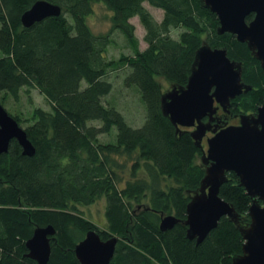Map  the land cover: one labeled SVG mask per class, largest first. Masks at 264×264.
Segmentation results:
<instances>
[{"label":"trees","instance_id":"16d2710c","mask_svg":"<svg viewBox=\"0 0 264 264\" xmlns=\"http://www.w3.org/2000/svg\"><path fill=\"white\" fill-rule=\"evenodd\" d=\"M39 1L61 7L62 14L25 28L23 15ZM98 3L112 13L107 35L95 34L88 23ZM145 3L164 12L160 24ZM135 17L147 31L145 51L130 22ZM219 27L201 0H0V93L18 100L37 89L50 104V110L34 109L23 128L35 155L24 156L12 141L0 156V264H37L27 257L26 243L36 228L48 226L56 230L48 264H80L75 248L91 231L103 241L118 239L110 264H232L242 254L239 228L250 226L253 200L234 173L220 197L234 208L236 223L224 217L201 244L188 239L187 208L206 176L205 146L197 147L194 130L178 129L161 109L160 80L186 87L196 53L207 45L226 50L251 87L227 111L219 109L214 128L257 114L264 101L261 64ZM115 32L126 38L131 57L108 58ZM124 67L123 84L135 88L145 106L141 127L107 101L114 90L110 73ZM12 117L22 128L23 119ZM101 136L112 141L103 143ZM103 199L106 224L100 228L80 207ZM167 216L179 223L163 232Z\"/></svg>","mask_w":264,"mask_h":264},{"label":"water","instance_id":"95a60500","mask_svg":"<svg viewBox=\"0 0 264 264\" xmlns=\"http://www.w3.org/2000/svg\"><path fill=\"white\" fill-rule=\"evenodd\" d=\"M220 23L219 34H232L246 44L264 71V0H201ZM61 7L39 1L22 17L25 28L51 17H59ZM253 15L251 22L247 19ZM251 90L242 82V66L228 58L226 50H213L204 45L197 53L186 87H173L161 100L165 117L179 128L193 129L197 147L206 139L203 163L206 176L200 191L187 208V237L204 242L217 229L224 217L236 223L232 206L220 197L227 174L234 173L248 196L253 200L249 209L251 224L239 228L245 241L242 254L232 264H264V101L256 115L241 116L239 125L214 128L219 109L227 111L231 102ZM208 121L205 122L204 120ZM212 133L211 137L208 134ZM12 141H17L23 155L33 157L35 148L26 131L0 104V156L9 152ZM179 221L174 216L164 217L163 232L173 229ZM53 226L36 228L26 243L27 257L37 264H48L52 254ZM117 238L103 241L95 231L89 232L75 248L80 264H110L115 256Z\"/></svg>","mask_w":264,"mask_h":264},{"label":"rangeland","instance_id":"374dc122","mask_svg":"<svg viewBox=\"0 0 264 264\" xmlns=\"http://www.w3.org/2000/svg\"><path fill=\"white\" fill-rule=\"evenodd\" d=\"M145 8L154 18L155 22L160 24L164 19V12L155 8H152L148 3L144 4ZM111 11L103 4H95L94 13L89 17L88 23L91 29L95 34H104L107 35L111 28ZM131 24L135 27V36L139 42L140 51H145L148 48L146 42L147 31L143 27L138 17L132 18L130 20ZM176 32H173L172 35L174 38L177 37ZM112 44L109 47L108 58L113 61H119L122 56L131 57L133 55L132 48L129 47L126 38L121 33H113ZM127 74V67L121 68L118 71L111 72V80L114 84V90L112 94L107 98V101L115 107L118 111L122 112L129 124L132 127H141L145 121L146 110L139 92L135 88H128L123 84L124 75ZM160 83L167 93L172 90V85L167 83L166 80H160ZM5 97V99H4ZM0 104L7 110L12 116H18L22 118V128L28 126L27 122L31 113L34 109L41 108L45 110H50V104L46 98L37 90L31 89L28 92H23L20 95L18 100H14L8 95L0 93ZM233 125H239V120L231 121ZM91 126L98 127V123H92ZM212 133L208 134V137H211ZM100 140L103 143L111 142L112 140L108 136H101ZM205 150H207L206 139L203 142ZM130 166V164H128ZM125 178L130 177V167L127 168ZM105 200L97 202L95 205L90 207H80V210L83 212L85 218L95 224L100 228L104 227L106 224L105 220Z\"/></svg>","mask_w":264,"mask_h":264}]
</instances>
